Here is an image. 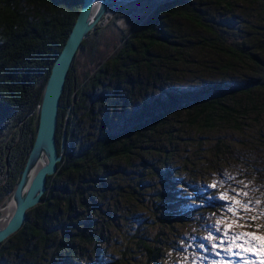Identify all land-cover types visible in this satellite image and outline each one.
<instances>
[{
    "label": "trees",
    "instance_id": "trees-1",
    "mask_svg": "<svg viewBox=\"0 0 264 264\" xmlns=\"http://www.w3.org/2000/svg\"><path fill=\"white\" fill-rule=\"evenodd\" d=\"M157 1L141 2L155 9L153 15L140 29L124 32L120 44L80 82L76 59L89 40L101 34L102 23L82 42L60 98L55 138L58 152L63 144L62 160L56 173L47 177L40 204L27 212L22 227L1 244L0 264H78L74 243L98 244L102 239L94 233L92 218L101 210L109 163L129 158L134 150L148 145L147 134L176 114L185 113L191 126L202 123L213 128L215 120L237 123L246 110L231 104L261 90V79L209 83L188 92L159 88L138 114L116 124L114 113L126 105L123 92L131 81L127 82L128 76L139 79L145 70L151 73L148 79L157 77L159 73L153 71L170 70L184 62L183 57L196 56L199 51L226 59L225 69H231V60L241 55L259 64L256 53H263L258 43L264 40V0ZM203 2L212 3L223 14H233L244 2L259 8L254 12L249 8L255 18L245 16L249 18L232 28L247 35L238 47L240 54L226 45L220 34L224 25L201 13ZM81 6L82 0H0V205L20 180L36 138L45 84ZM128 15L125 8L116 10L108 25ZM179 20L193 24L195 35L181 34L176 28L170 32V24L179 25ZM243 49H256V53ZM88 124L94 125L92 134ZM84 135L88 137L83 139ZM144 248L148 262H157L160 247Z\"/></svg>",
    "mask_w": 264,
    "mask_h": 264
},
{
    "label": "rangeland",
    "instance_id": "rangeland-1",
    "mask_svg": "<svg viewBox=\"0 0 264 264\" xmlns=\"http://www.w3.org/2000/svg\"><path fill=\"white\" fill-rule=\"evenodd\" d=\"M170 1L158 0L157 4ZM121 8L129 11V15L109 26L108 22ZM239 8L231 11L233 14L227 12L231 14L229 16L218 12L212 3L203 2L200 9L201 13L209 14L211 20L224 25L220 34L226 39V45L237 52L247 35L232 28L238 21L255 18L248 13L249 8L253 12L259 10L249 2H244ZM154 10L141 1L114 6L101 24V34L90 39L76 59L79 81L82 82L99 61L112 53L124 32L140 29ZM178 23L170 24V32L176 28L181 34L195 35L193 24L184 20ZM258 44L263 53H256V49L243 50L256 53L259 64L241 55L238 60H231V69H225L226 59L212 54L203 55L204 51H199L196 56L183 57L184 62L176 63L170 70L153 71L154 74L159 73L157 77L148 79L151 73L145 70L139 79L127 77V82L131 81L123 92L127 94L126 105L114 113L118 125L125 118L138 114L143 103L150 102L159 93V88L188 92L221 81H262L261 90L251 98L239 97L231 104L246 110L244 118L237 123L215 120L213 128H205L202 123L191 126L185 113L176 114L147 134L148 145L134 150L129 158L109 163L106 167L107 186L103 187L105 194L99 203L101 210L97 209L92 218L94 233L96 236L101 234L102 239L98 244L87 240L74 243L78 264H244L241 256L224 250L228 247L227 242L215 249L211 245L220 244L225 225L232 224L233 220L227 211L230 201L221 199V193L235 196L238 191H244L248 196L239 199L245 202L261 200L254 206L256 211L241 212V215L253 216L264 209V40ZM216 65L220 69H213ZM93 124L87 125L88 133L94 132ZM87 137L84 135L82 138ZM212 184L216 187H211ZM10 198L4 199L0 207L6 208ZM217 220L222 223L217 225ZM237 223L244 226H232L229 235L248 232L264 237V217ZM257 225H260L258 229ZM217 227L220 231L216 230ZM209 234L216 239L207 240ZM256 243L264 246V239ZM201 244L204 248L200 247ZM147 245L160 247L157 262H148L144 248ZM259 251V248L253 249V252ZM245 259L258 264V257L252 253Z\"/></svg>",
    "mask_w": 264,
    "mask_h": 264
},
{
    "label": "water",
    "instance_id": "water-1",
    "mask_svg": "<svg viewBox=\"0 0 264 264\" xmlns=\"http://www.w3.org/2000/svg\"><path fill=\"white\" fill-rule=\"evenodd\" d=\"M140 1L144 0H128V3L123 5ZM116 2L117 0H82L74 27L55 60L44 87L39 103L36 138L21 178L12 191L10 198L12 211L6 224L0 228V246L22 227L27 212L40 204L46 192L47 177L53 176L57 171V164L61 162L63 156V144L58 152L55 135L60 98L68 72L82 42L98 24L106 21L107 15L114 10V6H117Z\"/></svg>",
    "mask_w": 264,
    "mask_h": 264
},
{
    "label": "snow or ice",
    "instance_id": "snow-or-ice-1",
    "mask_svg": "<svg viewBox=\"0 0 264 264\" xmlns=\"http://www.w3.org/2000/svg\"><path fill=\"white\" fill-rule=\"evenodd\" d=\"M211 187H216V184H212ZM247 197L248 193L244 191H238L235 196H229L227 193H221V199L230 201V206L227 208V211L232 214V224H226L223 231V238L220 240V244L213 243L211 247L213 249L222 246L225 242H227L228 247L224 249L225 251L241 256L242 259H244V264H257V261H249L245 259L249 253H252L253 255H256L258 257V264H264V246L259 245L256 243V241L260 239H264V237H258L255 236L253 233L248 232H242V233H235L232 235H229V229L232 226L236 227H243L244 225H241L237 223L239 220H250L255 221L257 219H260L261 217H264V209L257 211L256 215L253 216H246L241 215L240 213L243 212L245 214L249 212L256 211L255 205H259L261 203V200L256 199L255 201L248 200L247 202L239 199L238 197ZM217 225H220L222 223L221 220H217ZM257 229L260 227V225L256 226ZM217 231H220V229L217 227ZM207 240L213 241L216 239L213 235L209 234L206 237ZM201 248H204V245H200ZM259 248V252H253V249ZM237 249L239 251H237ZM219 255V252L216 253Z\"/></svg>",
    "mask_w": 264,
    "mask_h": 264
},
{
    "label": "bare ground",
    "instance_id": "bare-ground-1",
    "mask_svg": "<svg viewBox=\"0 0 264 264\" xmlns=\"http://www.w3.org/2000/svg\"><path fill=\"white\" fill-rule=\"evenodd\" d=\"M127 1L128 0H117L116 3L119 4V5L117 4V6H120L121 4L122 5L127 4L128 3ZM6 205H7L6 208L0 207V215L2 214V216H0V228H2L6 224L12 211V205L10 204V202H7Z\"/></svg>",
    "mask_w": 264,
    "mask_h": 264
}]
</instances>
